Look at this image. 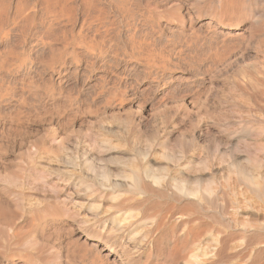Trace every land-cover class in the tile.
I'll return each mask as SVG.
<instances>
[{
  "label": "clouds",
  "instance_id": "1",
  "mask_svg": "<svg viewBox=\"0 0 264 264\" xmlns=\"http://www.w3.org/2000/svg\"><path fill=\"white\" fill-rule=\"evenodd\" d=\"M0 264H264V0H0Z\"/></svg>",
  "mask_w": 264,
  "mask_h": 264
},
{
  "label": "rangeland",
  "instance_id": "2",
  "mask_svg": "<svg viewBox=\"0 0 264 264\" xmlns=\"http://www.w3.org/2000/svg\"><path fill=\"white\" fill-rule=\"evenodd\" d=\"M98 246H99L100 248H103V247H104V245H103L102 242H99ZM101 246H102V247H101Z\"/></svg>",
  "mask_w": 264,
  "mask_h": 264
},
{
  "label": "bare ground",
  "instance_id": "3",
  "mask_svg": "<svg viewBox=\"0 0 264 264\" xmlns=\"http://www.w3.org/2000/svg\"><path fill=\"white\" fill-rule=\"evenodd\" d=\"M102 247V246H101ZM104 255H106L107 253L105 252V253H103Z\"/></svg>",
  "mask_w": 264,
  "mask_h": 264
}]
</instances>
